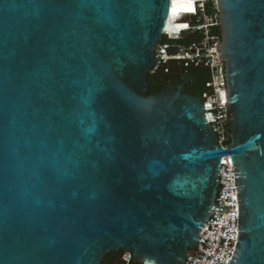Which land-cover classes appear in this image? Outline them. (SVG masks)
<instances>
[{
    "label": "water",
    "instance_id": "obj_1",
    "mask_svg": "<svg viewBox=\"0 0 264 264\" xmlns=\"http://www.w3.org/2000/svg\"><path fill=\"white\" fill-rule=\"evenodd\" d=\"M170 1L0 0V264H182L225 155L227 264H264V0H215L226 146L193 76L149 93Z\"/></svg>",
    "mask_w": 264,
    "mask_h": 264
},
{
    "label": "built area",
    "instance_id": "obj_2",
    "mask_svg": "<svg viewBox=\"0 0 264 264\" xmlns=\"http://www.w3.org/2000/svg\"><path fill=\"white\" fill-rule=\"evenodd\" d=\"M195 7L193 10L194 20L190 12H184L178 20L187 23V27L179 30L176 34L181 35L187 31H202L207 38V46L202 47L200 42L193 41L187 48H178L174 54H167L164 48H171L168 43H160L155 48L156 63L151 70L155 72L157 67H167L170 60L183 62L184 66L203 62L212 70V77L206 86L208 91L202 94L204 99L205 115L212 129L215 131L221 145L228 139V118L227 106L225 105V76L223 75V63L219 59L216 50V43L220 36L210 35L209 28L218 25L216 13L206 14V4L212 3L215 7V0H193ZM204 19H208L205 23ZM204 28L207 30L204 32ZM164 35L169 33L164 31ZM189 55V56H187ZM233 167L229 155L221 158L218 169V190L214 203L211 207V215L199 230L198 247L187 252L185 261L182 264H227L234 250L237 235V194L233 181ZM203 242V243H201ZM132 253L122 251L121 255L113 259L110 264H129ZM139 264H142L139 262Z\"/></svg>",
    "mask_w": 264,
    "mask_h": 264
},
{
    "label": "trees",
    "instance_id": "obj_3",
    "mask_svg": "<svg viewBox=\"0 0 264 264\" xmlns=\"http://www.w3.org/2000/svg\"><path fill=\"white\" fill-rule=\"evenodd\" d=\"M175 0H171V6L169 8V18L167 19V28L166 32L169 34H176L179 30H182L186 28V24L182 21L174 20L175 17L178 15L179 8H174L172 5V2ZM180 1H190V0H180ZM206 14L207 15H213L216 13V9L213 6L212 3L206 4ZM192 20H194V16H191ZM209 34L210 35H217L220 36V30L219 25L211 26L209 28ZM204 34L202 31L194 30V31H187L182 33L181 38H170L166 35H163L161 43H167L169 41L175 42L177 45H179L182 48H187L191 42L196 41L200 42L203 38ZM185 60H181L180 64L182 65ZM170 63H175V60H170ZM169 68L165 66H159L155 70L154 73L150 72L148 74V79L150 83L149 87V93L152 92H158L161 90V88L165 85L167 78L169 77ZM185 69H187L189 72H191L194 75V78L196 79V82L200 83L201 90L199 92L200 95L205 93L209 90V88L206 86V83L211 80L212 77V70L209 66L204 65L203 62H198L197 64H191L184 66ZM224 145L229 144V140L223 141ZM122 251L118 250L117 252L110 253L105 256L101 264H110V262L119 257L121 255ZM129 264H139L138 261H131Z\"/></svg>",
    "mask_w": 264,
    "mask_h": 264
},
{
    "label": "flooded vegetation",
    "instance_id": "obj_4",
    "mask_svg": "<svg viewBox=\"0 0 264 264\" xmlns=\"http://www.w3.org/2000/svg\"><path fill=\"white\" fill-rule=\"evenodd\" d=\"M181 35H178L177 37H170V38H181ZM168 44L171 45V48L173 49H177V48H181L179 45H177L175 42L173 41H169L167 42ZM169 68V77L166 80V84H176L178 83L179 79L184 78V77H189V76H193V79L190 80L185 87L188 88L189 90L193 91L196 94H199L200 90H201V86L200 83L196 82V79L194 78V75L189 72L187 69L184 68V64H180V62H175V63H170L168 62L167 65Z\"/></svg>",
    "mask_w": 264,
    "mask_h": 264
},
{
    "label": "rangeland",
    "instance_id": "obj_5",
    "mask_svg": "<svg viewBox=\"0 0 264 264\" xmlns=\"http://www.w3.org/2000/svg\"><path fill=\"white\" fill-rule=\"evenodd\" d=\"M172 3H173V7L174 8H179L178 14H180V15H177L178 16L177 18H179L187 10V8L189 6V4L187 5V3H189V1L175 0ZM188 12L191 13V16L193 15L192 10H190ZM174 20H177L176 17L174 18ZM177 21H179V20H177ZM204 22L207 23L208 22V19H204ZM203 31L206 32L207 30L204 28ZM169 36H171V37H173V36L174 37H177L178 35H173V34L171 35V34H169ZM200 43H201L202 47L207 46V38H206L205 35L201 39ZM187 56H189V55H187Z\"/></svg>",
    "mask_w": 264,
    "mask_h": 264
},
{
    "label": "bare ground",
    "instance_id": "obj_6",
    "mask_svg": "<svg viewBox=\"0 0 264 264\" xmlns=\"http://www.w3.org/2000/svg\"><path fill=\"white\" fill-rule=\"evenodd\" d=\"M189 4V6H188V8H187V10L185 11L186 13L188 12V11H190V10H192V12H193V10H194V7H195V4H194V2H193V0H190L189 1V3H187V5ZM172 5H173V3H172ZM170 6H171V1H170ZM170 6H169V8H170ZM178 15H180V14H178ZM193 16V15H192ZM178 17V16H177ZM176 17V19L178 20V18ZM168 18H169V15H168ZM180 21V20H179ZM183 22V21H182ZM184 24H186V27H187V23H184ZM167 28V27H166ZM166 30V29H165Z\"/></svg>",
    "mask_w": 264,
    "mask_h": 264
}]
</instances>
